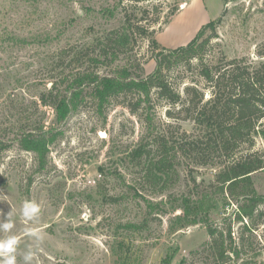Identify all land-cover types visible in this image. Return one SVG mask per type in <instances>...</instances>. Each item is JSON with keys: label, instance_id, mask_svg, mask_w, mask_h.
Here are the masks:
<instances>
[{"label": "rangeland", "instance_id": "obj_1", "mask_svg": "<svg viewBox=\"0 0 264 264\" xmlns=\"http://www.w3.org/2000/svg\"><path fill=\"white\" fill-rule=\"evenodd\" d=\"M218 16L216 36L202 54L206 62L221 56L264 60V0H0V240L16 238L9 253L15 264H167L172 252L170 264H264V218L256 216L255 229L245 230L235 219L242 197L235 201L210 188L222 154L200 165L172 151L169 176L156 183L146 180L149 160L161 157L157 137L163 135L168 146L181 132L194 134L191 138L202 134L192 121L166 116L165 100L153 101L152 130L122 97L102 111L87 101L66 117L39 100L52 85L60 48L102 46L105 35L131 26V42L117 57L90 67L98 65L104 75L141 64L147 74L155 66L151 39L165 48L185 45ZM167 76L181 92L184 84L200 79L197 69L184 66ZM257 128L264 131V122ZM31 132L49 139L43 166L38 153L21 143ZM247 147L242 143L236 151ZM254 149L264 156L261 133L255 135ZM250 177L264 194V169ZM204 191L210 200L200 215L208 213L210 222L222 228L231 224L233 245H239V255L228 253L226 263L206 247L205 225H185L175 218L181 210L172 209L181 195L194 199ZM145 198L162 199L163 213L149 209ZM26 202L38 211L25 216ZM130 224L146 227L140 231Z\"/></svg>", "mask_w": 264, "mask_h": 264}, {"label": "trees", "instance_id": "obj_2", "mask_svg": "<svg viewBox=\"0 0 264 264\" xmlns=\"http://www.w3.org/2000/svg\"><path fill=\"white\" fill-rule=\"evenodd\" d=\"M125 17L127 25L132 26L126 13ZM220 20L221 16H218L202 25L185 45L165 48L155 38L151 39V58L154 59L155 66L147 74L141 64L134 66V70L118 66L113 74L104 75L96 70L98 65L94 69L90 67V64L95 65L103 58L113 60L117 57L119 51L131 42V26L105 35L102 46L89 44L79 49L73 45L60 48L54 57V73L50 76L52 85L41 92L39 100L42 105L53 107L61 117H66L70 111L77 110L87 101H91L97 110L102 111L112 100L122 97L121 102L146 123L148 130L153 129V101L165 100L168 103L166 116L190 120L202 134L191 138L194 134L189 136L186 132H181L176 140L171 138L168 146L163 135L157 137L162 144L161 157L149 160L146 180L156 183L169 176L171 168L174 169L172 161L168 159L172 151L175 157L180 155L182 158H191L200 165L208 164L207 157L212 154H222L223 160L214 163L220 168L211 185L214 187L210 188H218L216 192L226 194L235 201V196L242 197L236 201L235 219L243 223L245 230L251 231L252 228L255 229V217L264 218V194L255 190L250 177L252 173L264 169V156L254 149L255 135L261 133L264 136V131L257 128L264 117V60L252 62L246 56H221L217 61L206 62L202 54L216 36ZM135 27L139 29L140 26ZM207 31L209 34H206ZM177 66L194 67L200 78L184 84L182 92L167 76ZM206 91L209 93L208 97H205ZM20 140L26 148L38 153V162L43 166L49 141L45 133L31 132L23 135ZM242 143L248 144L247 150L238 154L236 150ZM162 189L160 192L164 191ZM133 194L141 197L135 190ZM209 195V191L196 193L194 199L183 198L181 195L180 203L172 209L181 210V214L175 218L185 225L203 223L210 238L206 247L212 250L216 260L226 263L228 253L239 255V245H233L231 224L222 228L220 224L210 222L208 213L200 215L202 205L210 200ZM109 197L114 202L118 201L115 195ZM144 200L149 209L156 208L157 213H163L162 199ZM245 220L247 222L244 223ZM130 226L140 231L146 227L143 224L138 228L133 224ZM240 239L241 242L244 241ZM173 254L175 252L167 257V264H170Z\"/></svg>", "mask_w": 264, "mask_h": 264}, {"label": "clouds", "instance_id": "obj_3", "mask_svg": "<svg viewBox=\"0 0 264 264\" xmlns=\"http://www.w3.org/2000/svg\"><path fill=\"white\" fill-rule=\"evenodd\" d=\"M24 215L31 216L33 213L38 211L35 204L31 202H26L24 204ZM10 227V225H8ZM17 244L16 238H7L5 240H0V256H4L5 259L0 261V264H15L14 256L9 255L14 251V246Z\"/></svg>", "mask_w": 264, "mask_h": 264}, {"label": "built area", "instance_id": "obj_4", "mask_svg": "<svg viewBox=\"0 0 264 264\" xmlns=\"http://www.w3.org/2000/svg\"><path fill=\"white\" fill-rule=\"evenodd\" d=\"M262 122H264V117L262 118Z\"/></svg>", "mask_w": 264, "mask_h": 264}]
</instances>
